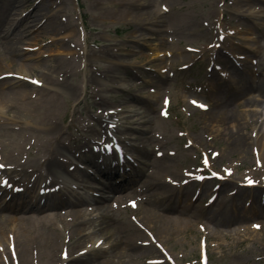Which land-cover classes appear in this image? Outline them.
<instances>
[{
	"label": "rangeland",
	"instance_id": "374dc122",
	"mask_svg": "<svg viewBox=\"0 0 264 264\" xmlns=\"http://www.w3.org/2000/svg\"><path fill=\"white\" fill-rule=\"evenodd\" d=\"M57 1H48L49 6L62 4L56 18L57 29L46 31L42 37L34 29L21 50L22 57L30 58L27 61L44 64L43 70L48 74L69 67L82 71L80 76L66 79L68 86L79 92L78 97L65 96L54 104V110H59L57 122L63 129L62 142L68 149L69 170L78 166L88 177L91 189L81 191L83 195L98 199L104 196V178L89 164L73 163L72 153L85 145L101 143L109 132L125 142L123 148L133 155L132 173L138 179L132 188L114 193V198L125 196V201L114 205L110 216L101 217L95 205L72 204L57 196L51 200L28 198L26 202L35 204L38 215H62L85 209L92 214H82L88 224L79 228H87L94 242L104 234L117 240L113 243L103 239L106 244L99 245V241L95 247L88 240L82 250L95 251L76 264H159L156 260H165L167 264H264V205L248 202L263 191L238 189L232 196L233 182L245 179L248 184L247 180L253 177L252 182L258 186L264 184V167L259 157L264 151V96L253 90L258 86L264 88V0H179L175 4L168 0H143V9L132 7L133 11L147 13L149 21L124 15V1L122 6L118 5L119 0ZM37 2L30 0L25 11H32ZM158 12L160 18L152 21V15ZM1 55L6 59L2 61ZM8 58L0 45L3 71L11 72L7 70L12 63ZM54 65L61 66L55 69ZM62 72L58 74L61 76ZM85 76L98 77L97 82L91 79L86 89ZM119 76L129 81L125 93L130 95L126 96L125 107L140 109L147 120L153 117L154 121L132 123L120 116L119 129L112 130L99 120V108L106 112L122 108L110 99L114 95L111 89L125 86ZM105 88H109L108 94ZM104 96L108 98L101 103ZM149 96L155 104L148 102ZM0 110L5 111L1 104ZM128 114L124 112V116ZM2 115L0 118H9ZM13 115L16 114L10 117ZM16 116L18 121L9 122V128L32 126L28 117ZM2 120L0 137L4 138L9 133L2 128L7 127V119ZM42 130L45 129L39 127L35 133ZM156 135L159 141L154 138ZM235 137L243 145L237 147ZM70 154L73 156L69 157ZM173 172L187 176L175 179L170 175ZM158 179L165 185L154 184ZM193 181H201L203 186H192ZM211 189L217 190L214 202ZM149 194H157L152 209L167 219V237L159 238L160 225L141 215L139 203L147 207L144 198ZM5 198L7 205L23 202ZM114 198L105 204L112 203ZM131 200L136 203H129ZM29 215L31 212L15 216ZM102 222L109 234L98 231L97 225ZM133 229L141 235H135ZM148 229L164 245L165 255L161 256L156 249L150 253L155 247L148 245ZM62 231L64 240L67 227ZM130 239L138 240L141 248L149 249L148 253L136 252L135 259H130L138 247L124 243Z\"/></svg>",
	"mask_w": 264,
	"mask_h": 264
},
{
	"label": "bare ground",
	"instance_id": "6f19581e",
	"mask_svg": "<svg viewBox=\"0 0 264 264\" xmlns=\"http://www.w3.org/2000/svg\"><path fill=\"white\" fill-rule=\"evenodd\" d=\"M48 1L38 0L37 5L29 12L27 10L25 11V8L30 0H0V45H2L4 52L9 54L8 59L12 62L7 68L11 72H6L3 71V65L0 59V104L5 109V111L0 110V113L9 117L0 118V125H3L2 119H7L4 123L7 127L2 126V128L9 133L5 137L3 136L4 138L0 137V165H2L0 167V192H2L0 193V213H4V211L9 213L8 215L0 214V264H30V261L31 263L42 261L44 264H76L79 261H83V259H87L89 254L95 251L93 248L85 251L82 250L88 240L94 243V246L99 241L102 242L101 240L103 239L113 240L112 235H102V233V236L99 235L100 238L94 242L92 239L93 236H90L91 232H86L87 228H79V226L88 224L84 218L92 214H88L85 209L71 210L69 213L62 215H38L35 211L38 209L35 208V204L31 206V202H26L28 198L42 199L41 197H46L47 194H53L52 196H47L48 199L51 200L57 196L63 200L68 199L69 203L72 204H92L96 206V211L101 217H105L106 215L110 216V209L114 205L117 203L120 205L119 203H124L125 201V196L114 198V193L123 188H132L133 182L138 179L137 175L131 176L130 161L126 157L123 158L124 155L119 153L117 144L114 143H105L102 147H96L95 149L97 150H94V153L89 154L84 160V163L95 168L97 173L103 176L109 184H113L112 182L121 179L125 181L118 186H105V191L102 194L104 196L99 199L93 198L92 196H85L81 193V191L91 189L89 187L88 177L81 170L79 171L77 168L71 171L68 170V162L66 159L68 158L66 153L68 149L62 142L63 129L57 122L59 110L57 108L54 110V104H58V100L63 97L65 98V96L69 98L78 97L79 92L74 91L75 87H69L66 79L80 76L81 74L79 72L81 70L76 71L69 67L65 70L59 69L56 73L48 74L43 70L45 68L44 64L39 61L37 64L27 61L28 57H22L21 50L22 44L25 43V40L34 29H36L38 35L41 33V37L46 31L57 29L59 24L56 18L59 15L62 4L58 3L55 6H49ZM123 1L126 3L124 5L125 10L123 8L124 15L134 20L137 16H141L144 19H138V21H149V18H146L147 13L132 10L134 6L143 9L145 1L139 0L138 3H130V0H119L117 2L118 5L122 6ZM168 1L174 4L179 3V0ZM57 2H60V0ZM179 9L181 10L182 8L179 7ZM22 13H25L24 17H22ZM160 13L158 12L156 16L152 15L151 20L155 21L156 18H160L158 17ZM195 21L194 19L193 23L192 20V23L197 31V22ZM2 57L3 55H1ZM3 59H6V57L2 58V61ZM59 66L61 65H54L55 69ZM59 72H62L61 76L58 74ZM97 78L83 77L85 88L88 89L90 87L91 79L97 82ZM32 79L36 80L37 84H33ZM118 79H121L122 82L124 80L125 83H123L125 86L118 87L116 90L111 89L110 92L111 94L114 93V95L110 99H113L122 108L115 112H106L104 109L99 108L100 113L98 114V118L104 123V126L114 130L119 129L117 125L119 124V119H121L120 116L132 120V123L140 121V124H145L154 121L156 118L153 117L147 120L148 117L145 116V112L140 109L134 110L125 107L127 101L126 96L130 95L129 93H125L128 90L129 81L124 76H119ZM64 81L65 83H63ZM98 82L100 83V81ZM53 85L59 88L61 87L62 90H56ZM255 90L258 94L264 96V88L258 86ZM104 92L108 94L109 88H105ZM107 98V96H104V98L101 97V103H105L103 99ZM147 100L151 103L154 99L149 96ZM153 104L155 103L153 102ZM145 105H147L145 102L142 103L143 107ZM124 112L127 114L130 113V115L124 116ZM10 114H16L18 116L23 114L29 118L32 126L9 128V122L18 121L16 115L10 117ZM39 127L45 130L35 133ZM7 137L8 139L5 140ZM154 138L157 141L160 139L158 135ZM233 142L237 147L241 146V144L243 145L242 140L236 137L233 139ZM122 143L124 144L125 142L118 141V144ZM29 151L31 153L30 155ZM83 151L79 149L76 152L77 155L74 154L77 156V159L82 157L81 154ZM263 154L264 151H261V156L259 155V157L264 167ZM26 155L29 156L26 157ZM170 175L175 179L181 180L187 176L180 172H173ZM262 179H264V176ZM253 180L255 178L251 177L247 181ZM153 182H155L154 184L159 182L165 185L161 179ZM147 183L152 185L151 181ZM196 184L199 185L195 181L191 183L192 186H196ZM245 184V179L243 182H233L234 190L246 189ZM4 187L7 188L4 189ZM146 188V191L149 190V187ZM5 196L12 198V201L23 200V202L22 204L7 205V202L3 201ZM156 196L157 194H154V196L153 194H149V196L144 198V200H147L148 205L145 207L139 203V210L141 215L148 217L151 221L154 220L160 225V229L158 228V234L160 236L158 237L164 238L168 236L169 232V230L164 232L166 231L165 225H167V219L158 216L152 209V200ZM111 198H114V201L105 204V201ZM261 201V199L257 200L259 203ZM130 202L136 203L135 200H131ZM29 212L32 215L15 216L17 213L29 214ZM93 212H95V209ZM82 214L85 217H82ZM58 223L60 225H57ZM147 224H149L148 220L146 221ZM66 227L68 231L67 236L64 235V240H62L61 234H64L62 229ZM97 227H99L98 231H105L106 233L110 231L103 222L102 224L99 223ZM133 231L135 235H141L140 231L136 229H133ZM148 231L150 232L146 231L149 239L148 245L155 247L154 249L151 248L150 253H154L156 249L160 251L161 256L165 255V252L161 251L164 245L160 239L153 231L149 229ZM132 240L130 239L129 242H124L128 246L129 243L132 247L133 245L138 246L136 249L133 248L134 253L130 254V259H135L136 252L137 255L139 253L142 255L148 253V248H141L138 240ZM113 241L115 243L117 240ZM139 257L137 256L136 258ZM155 262L167 264L165 260H156Z\"/></svg>",
	"mask_w": 264,
	"mask_h": 264
},
{
	"label": "snow or ice",
	"instance_id": "6c2138e0",
	"mask_svg": "<svg viewBox=\"0 0 264 264\" xmlns=\"http://www.w3.org/2000/svg\"><path fill=\"white\" fill-rule=\"evenodd\" d=\"M193 103H195V101H193ZM202 107H203V105H201ZM107 147V146H106ZM0 167H2V165H0ZM5 183H6V181H5ZM258 227V226H257Z\"/></svg>",
	"mask_w": 264,
	"mask_h": 264
}]
</instances>
